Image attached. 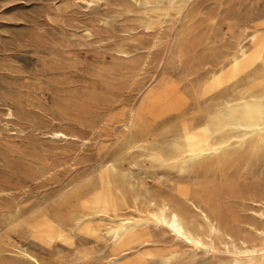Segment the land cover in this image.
I'll list each match as a JSON object with an SVG mask.
<instances>
[{"label": "rangeland", "instance_id": "rangeland-1", "mask_svg": "<svg viewBox=\"0 0 264 264\" xmlns=\"http://www.w3.org/2000/svg\"><path fill=\"white\" fill-rule=\"evenodd\" d=\"M255 33L264 0H0V264H230L263 248L264 129L239 124L258 118L264 61L203 92ZM204 138L230 146L192 158ZM165 204L209 249L156 222L124 252L75 230L90 210Z\"/></svg>", "mask_w": 264, "mask_h": 264}, {"label": "bare ground", "instance_id": "bare-ground-1", "mask_svg": "<svg viewBox=\"0 0 264 264\" xmlns=\"http://www.w3.org/2000/svg\"><path fill=\"white\" fill-rule=\"evenodd\" d=\"M252 35L260 36L252 37ZM252 35L249 37L257 38V40L254 43H250L251 48H248L247 42L240 44L237 52L233 54L227 65L220 66L211 72L208 84L203 91L204 94L219 92L264 61V35L260 33ZM252 99L253 103L258 104L260 110L257 120H248L239 124L241 132L245 135L252 134L255 127L264 129V93L254 95ZM205 132L207 135H211L210 128L206 127ZM54 136L57 138L67 137L62 131L54 132ZM240 138L242 137L240 136ZM229 146L230 143L225 140L218 142L208 138L194 139L189 144L188 154L194 159L215 157L220 156ZM151 222H156L157 225L167 228L177 240L185 241L198 250L209 249L207 243L192 231L182 214L168 204L162 206L158 211H149L147 217L139 214L118 217L108 210H90L83 215L75 230L105 243L113 252H124L126 247L143 236ZM213 231L217 233L220 228L217 225H213ZM62 239L61 241L63 242ZM146 255L148 253L136 251L135 258H144ZM113 264L119 263L114 261ZM230 264H264V247L257 251L250 249L240 250L234 254V260Z\"/></svg>", "mask_w": 264, "mask_h": 264}]
</instances>
